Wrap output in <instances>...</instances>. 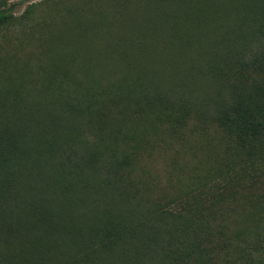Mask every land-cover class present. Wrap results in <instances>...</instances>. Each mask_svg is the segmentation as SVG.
<instances>
[{
    "label": "trees",
    "instance_id": "trees-1",
    "mask_svg": "<svg viewBox=\"0 0 264 264\" xmlns=\"http://www.w3.org/2000/svg\"><path fill=\"white\" fill-rule=\"evenodd\" d=\"M110 1L68 106L0 114V264H264V0Z\"/></svg>",
    "mask_w": 264,
    "mask_h": 264
},
{
    "label": "rangeland",
    "instance_id": "rangeland-1",
    "mask_svg": "<svg viewBox=\"0 0 264 264\" xmlns=\"http://www.w3.org/2000/svg\"><path fill=\"white\" fill-rule=\"evenodd\" d=\"M108 2L111 1L0 0V9L10 14L0 26V114L19 113L27 104L24 82L28 76L37 78L44 90V99L59 107L68 106L85 73L89 52L102 49L97 22L106 18L115 25L121 20L115 14L116 8ZM176 149H179L177 144L167 149L162 147L147 162L151 180L165 192L187 185L188 179L184 177L175 180L177 166L172 169L170 161ZM188 157L180 155L179 163ZM192 159L194 163L193 155ZM193 163L188 165L194 166ZM194 172L203 171L200 167ZM249 180L246 176L245 183ZM249 184L245 192L252 199L264 202V174H258Z\"/></svg>",
    "mask_w": 264,
    "mask_h": 264
}]
</instances>
